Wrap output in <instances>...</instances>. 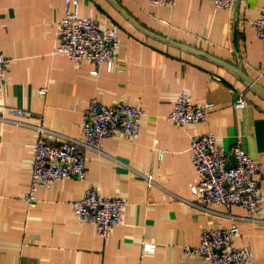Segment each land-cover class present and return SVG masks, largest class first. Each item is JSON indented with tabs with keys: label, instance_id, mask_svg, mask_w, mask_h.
<instances>
[{
	"label": "crops",
	"instance_id": "crops-1",
	"mask_svg": "<svg viewBox=\"0 0 264 264\" xmlns=\"http://www.w3.org/2000/svg\"><path fill=\"white\" fill-rule=\"evenodd\" d=\"M77 14L113 29L119 38L110 70L75 64L53 55L56 23L64 0H0V50L5 58L0 94V264H209L183 258L182 247H196L203 229L237 220L236 248L264 264V98L229 68H237L264 89V48L248 20L256 19L264 0H235L215 10L211 0H177L173 7L148 0H77ZM237 21L240 60L232 45ZM208 55L195 54L169 42ZM44 89L45 93L40 94ZM186 91L193 103H211L206 120L175 125L167 117ZM246 105L234 109L237 93ZM142 110L139 135L105 139L102 154L86 152L84 179L55 182L28 190L35 131L9 120L40 125L53 144L82 139L79 124L90 99ZM211 133L224 152L236 143L263 165L261 200L253 217L239 206L204 213L191 205L189 185L196 180L190 144ZM151 175L154 185L146 186ZM94 188L105 197L127 201L123 224L103 239L81 225L71 203Z\"/></svg>",
	"mask_w": 264,
	"mask_h": 264
},
{
	"label": "built area",
	"instance_id": "built-area-1",
	"mask_svg": "<svg viewBox=\"0 0 264 264\" xmlns=\"http://www.w3.org/2000/svg\"><path fill=\"white\" fill-rule=\"evenodd\" d=\"M157 6L173 7L177 0H148ZM215 10L230 9L235 0H211ZM77 0H64L63 17L56 23L55 46L53 55L67 57L75 64L87 62L95 69L100 66L108 70L116 62L119 38L115 30L102 28L93 18L80 17L77 14ZM264 48V6L260 15L248 20ZM5 58L0 50V94L4 86ZM45 90H40L44 94ZM243 92L237 93L234 109L246 105ZM211 103L198 106L193 103L186 91L175 99L167 119L175 125L203 123L208 115ZM9 120L14 126L29 127L35 131L33 141V160L31 177L23 200L28 206L35 203L38 189H49L58 181L82 180L86 175V152L102 154V142L115 135L127 140H135L139 135L143 112L141 109L115 102L101 104L96 98L89 100L82 111L79 124L81 140L64 138L63 142L53 144L46 138V130L40 125H30L19 113ZM235 165L228 168L230 158ZM190 161L195 170L196 180L188 187L193 196L191 205L201 212L208 213L214 207L228 209L239 206L253 217L261 200L260 175L263 165L248 156L240 143L224 152L211 133L195 135L190 144ZM146 186L154 185L153 177H145ZM128 203L120 197H105L97 189L89 188L84 196L71 203L74 217L81 225L94 227L96 234L106 239L114 229L123 224V217ZM240 231L237 220L226 227L213 225L202 230L200 243L196 247H182L183 258L198 257L209 264H252V253L246 248H236L234 240Z\"/></svg>",
	"mask_w": 264,
	"mask_h": 264
},
{
	"label": "water",
	"instance_id": "water-1",
	"mask_svg": "<svg viewBox=\"0 0 264 264\" xmlns=\"http://www.w3.org/2000/svg\"><path fill=\"white\" fill-rule=\"evenodd\" d=\"M110 2L115 5L120 11L121 13H123L124 16H126L131 22H133L134 24H136L129 16H127V14L117 5V3L114 0H110ZM237 2V0H236ZM170 44H173L179 48L185 49L189 52L195 53V54H199V55H204L206 57H208L209 59H212L211 57H209L208 55H205L204 53L198 52L196 50L190 49L188 47H185L183 45H180L178 43H173L170 41H167ZM232 45H233V49L238 57V59L240 60V55H239V46H238V29H237V21L234 22V29H233V33H232ZM214 61H216L215 59H212ZM218 63H220L221 65L229 68L233 73H235L237 76H239L244 82L245 84L248 86L249 89H251L252 91L257 92L259 95H261L264 98V89L258 85L257 83H255L254 81H252L251 79H249L241 70L239 67L237 68H232L229 67L227 65H225L224 63H221L219 61H216ZM235 165V159L234 157L230 158V164L228 165V168L233 167Z\"/></svg>",
	"mask_w": 264,
	"mask_h": 264
}]
</instances>
